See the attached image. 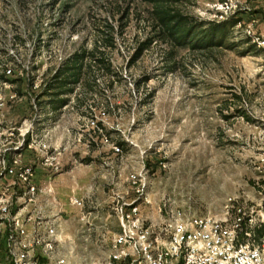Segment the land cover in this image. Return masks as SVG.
Segmentation results:
<instances>
[{"label":"rangeland","instance_id":"1","mask_svg":"<svg viewBox=\"0 0 264 264\" xmlns=\"http://www.w3.org/2000/svg\"><path fill=\"white\" fill-rule=\"evenodd\" d=\"M180 7L223 23L224 45L165 44L141 0H0V144L31 131L23 160L40 192L28 211L65 205L72 241L61 251L81 263L107 259L125 205L156 227L170 209L264 216V49L253 41L264 38V0ZM82 52L84 81L56 111L47 85ZM59 187L68 193L55 199Z\"/></svg>","mask_w":264,"mask_h":264},{"label":"built area","instance_id":"2","mask_svg":"<svg viewBox=\"0 0 264 264\" xmlns=\"http://www.w3.org/2000/svg\"><path fill=\"white\" fill-rule=\"evenodd\" d=\"M253 41L264 49V38ZM29 134L20 131L13 146L11 133L0 144V264H264V232L260 239L253 234L264 229V216L256 221L241 205L233 222L170 209L158 227L147 224L139 207L125 205L115 209L122 232L104 262L81 263L72 253L63 254L50 211H28L40 192L34 169L23 160L24 151L37 144L31 139L26 145ZM71 202L83 206L76 198Z\"/></svg>","mask_w":264,"mask_h":264},{"label":"trees","instance_id":"3","mask_svg":"<svg viewBox=\"0 0 264 264\" xmlns=\"http://www.w3.org/2000/svg\"><path fill=\"white\" fill-rule=\"evenodd\" d=\"M151 6V17L158 31L157 39L175 48L189 47L192 50H209L222 47L226 39L223 23H201L188 16L180 7L185 0H141ZM149 45V44H148ZM88 53L74 55L56 70L47 85L51 107L61 110L68 104L67 96L82 85L89 66ZM264 229L255 234L260 239Z\"/></svg>","mask_w":264,"mask_h":264},{"label":"crops","instance_id":"4","mask_svg":"<svg viewBox=\"0 0 264 264\" xmlns=\"http://www.w3.org/2000/svg\"><path fill=\"white\" fill-rule=\"evenodd\" d=\"M64 192V194H63ZM61 190V188L59 187V189L57 188H53V197L56 198H60L62 196H64L66 193H68V191H63ZM57 196V197H56ZM61 204L57 203V208L55 206V204H53L51 206V221L54 223V225L57 228L58 231V235H59V240L61 241V245L60 247H65V245H70L69 242L72 241V236L67 234L65 231L67 230V228H69V225L72 224V219L69 218L70 216L68 215L70 212L69 209H65L64 206H60ZM62 217H65L66 219H68V221H62ZM87 240H89L88 238H86Z\"/></svg>","mask_w":264,"mask_h":264}]
</instances>
